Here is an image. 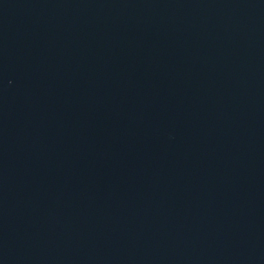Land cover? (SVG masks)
Wrapping results in <instances>:
<instances>
[{"label":"water","instance_id":"obj_1","mask_svg":"<svg viewBox=\"0 0 264 264\" xmlns=\"http://www.w3.org/2000/svg\"><path fill=\"white\" fill-rule=\"evenodd\" d=\"M0 264H264V0H0Z\"/></svg>","mask_w":264,"mask_h":264}]
</instances>
